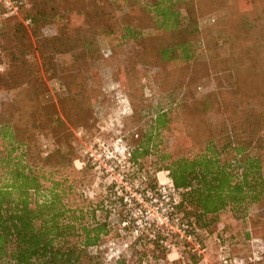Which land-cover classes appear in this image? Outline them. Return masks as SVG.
Segmentation results:
<instances>
[{
  "label": "trees",
  "instance_id": "1",
  "mask_svg": "<svg viewBox=\"0 0 264 264\" xmlns=\"http://www.w3.org/2000/svg\"><path fill=\"white\" fill-rule=\"evenodd\" d=\"M198 1H208L213 10L226 7L231 15L216 27L222 51L209 61L216 89L169 109L146 105L141 111L154 115L139 129L138 138L132 137V160L138 163L159 154L157 171H168L181 192L178 212L211 234L221 213L231 211L243 219L257 206L258 214L248 218L247 237L264 240V24H258L264 23V0ZM194 3L23 0L21 20L0 29V46L13 52L1 90L23 88L22 96L11 103L0 102V264H106L101 252L93 255L89 249L101 247L111 235L109 213L100 219V206L80 199L68 181L76 159L72 130L81 123L61 107L62 100L44 101L49 92L46 77L60 78L67 96L75 95L73 87L85 81L82 66L103 58L101 36L108 39L121 68L135 66L141 73L157 67L165 74L167 66L177 62L189 70L201 37ZM48 26L56 27V35L44 34ZM147 29L154 33L145 35ZM60 55L68 57L73 73L62 75L66 70L58 62ZM138 92L139 103H145L144 93ZM133 110L142 113L134 99ZM177 111L185 115L181 129L172 118ZM45 132L54 133L61 146L43 156L37 139ZM163 136L177 137L178 146L158 151ZM145 240H136L137 264H147L141 249ZM150 246L152 259L176 264L167 260L158 243ZM114 264L127 261L121 258Z\"/></svg>",
  "mask_w": 264,
  "mask_h": 264
},
{
  "label": "rangeland",
  "instance_id": "2",
  "mask_svg": "<svg viewBox=\"0 0 264 264\" xmlns=\"http://www.w3.org/2000/svg\"><path fill=\"white\" fill-rule=\"evenodd\" d=\"M194 2L201 37L200 41L195 43L196 61L191 69L183 70L184 66L177 62L169 64L165 74H161L157 67H149L150 69L146 71L139 67L141 73H138L135 66L121 68L117 65V57L111 54L108 39L101 36L98 43L103 58L91 67L82 66L86 71L82 73L85 81L81 80L77 87H73L75 95L67 96V90L64 89L60 78L46 77L49 92L44 101L58 103L62 100V106L60 103L59 107H63L75 121L81 123L79 128L72 130L73 138L70 145L75 149L76 159L73 162L74 171L70 173L68 181L69 185L76 189V193L82 196L80 199L94 206H100L97 211L100 219L105 212L109 213L111 235L101 247L89 249L93 255L101 252L106 264H114L121 258H124L127 264H137L133 253L140 249L136 247V240L139 238L133 234L132 226L126 224L129 217H133L132 211L137 207V200L130 193L136 192L137 183L140 185L143 177L148 179V186L158 183V177L161 181L165 178V171H157L159 154L154 153L138 163L132 160V137L137 139L139 129H144L149 118L154 115L153 112L141 110H145L146 105H152L153 109H169L175 107L177 103H191L216 89L217 77L209 69V61L213 53L222 51L216 42V37L219 35L216 27L230 18V11L226 7L213 10V6L208 1L194 0ZM21 5L22 2L18 13L13 15L0 0V29L12 20H21ZM30 6L29 4L28 7ZM212 19L215 21L213 22ZM28 23L26 22L25 25ZM258 24L261 27L264 23L258 22ZM56 33L55 26H48L44 30L46 36H54ZM144 33L152 35L154 31L147 29ZM57 59L66 70L62 75L73 73L68 57L60 55ZM12 60L13 52L5 51L0 46V85L2 75ZM75 73L78 74L77 69ZM22 89L6 92L2 91L0 86V102L4 105L11 103L16 97L22 96ZM140 89L144 93L143 99L146 100L143 104L139 103ZM74 96H77L75 101ZM83 97L84 99L81 100ZM133 99L138 113L142 112L141 114L135 115ZM172 118L177 121V128L185 127V115L182 111L174 113ZM213 134L216 135L217 130H214ZM176 138L163 136L158 151L175 149L178 146ZM37 142L43 156L54 153L61 146L58 137L50 132L40 135ZM87 166L88 169L84 171ZM149 201L150 196H145L144 202ZM259 210L257 206L250 207L246 212V218L243 219H237L231 211H225L221 213L220 224L212 228L211 237L206 238L203 233L198 235L199 241L208 242L205 257L211 264H216L217 261L214 245V237L217 235L229 243L235 255L244 256L250 252L249 241L252 237H247L249 220L255 217ZM143 238L146 239V244L141 249L147 256V264H162L152 259L154 249L150 246V240L147 237ZM190 247V243L184 241L180 243L179 254L183 256L186 264H192L190 261L196 260L192 257ZM176 264L181 263L176 262ZM260 264H264V260Z\"/></svg>",
  "mask_w": 264,
  "mask_h": 264
},
{
  "label": "built area",
  "instance_id": "3",
  "mask_svg": "<svg viewBox=\"0 0 264 264\" xmlns=\"http://www.w3.org/2000/svg\"><path fill=\"white\" fill-rule=\"evenodd\" d=\"M11 14H17L23 0H1ZM214 22L215 20L212 19ZM136 186V192L130 193L136 200L137 207L132 211V216L126 224L132 226L136 238L147 237L150 242L158 243L166 252L170 263L180 262L186 264L185 259L179 254L180 243H190L192 257L196 258L192 264H211L205 257L208 242L199 241L201 233L206 238L211 237L207 231L200 230L194 224L183 219L178 212L181 201V192L177 190L165 171L164 181L158 177V183L148 186L146 177ZM150 196L148 203L145 196ZM211 239V238H210ZM250 252L244 256L235 255L229 243L223 237L215 236L214 245L217 252L216 264H260L264 260V242L260 238L252 237L249 241Z\"/></svg>",
  "mask_w": 264,
  "mask_h": 264
}]
</instances>
